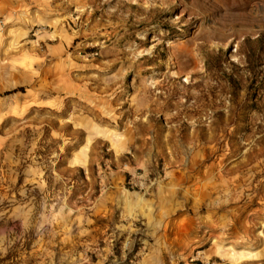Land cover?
Returning a JSON list of instances; mask_svg holds the SVG:
<instances>
[{"label":"rangeland","instance_id":"374dc122","mask_svg":"<svg viewBox=\"0 0 264 264\" xmlns=\"http://www.w3.org/2000/svg\"><path fill=\"white\" fill-rule=\"evenodd\" d=\"M0 264H264V0H0Z\"/></svg>","mask_w":264,"mask_h":264}]
</instances>
